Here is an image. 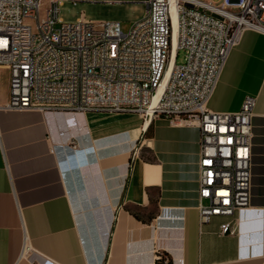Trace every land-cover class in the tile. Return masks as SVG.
<instances>
[{"label": "crops", "instance_id": "1", "mask_svg": "<svg viewBox=\"0 0 264 264\" xmlns=\"http://www.w3.org/2000/svg\"><path fill=\"white\" fill-rule=\"evenodd\" d=\"M248 95L249 209L203 224L196 125L0 108V264H264V33L254 29L232 47L207 107L237 111ZM234 218L236 231L219 234Z\"/></svg>", "mask_w": 264, "mask_h": 264}, {"label": "built area", "instance_id": "2", "mask_svg": "<svg viewBox=\"0 0 264 264\" xmlns=\"http://www.w3.org/2000/svg\"><path fill=\"white\" fill-rule=\"evenodd\" d=\"M64 1L141 2L146 10L124 32L117 21H60ZM212 1L0 0V65L9 71L0 108L131 112L196 125L199 224L249 209L254 97L232 112L207 102L243 31L264 33V0ZM235 231V218L219 225V234Z\"/></svg>", "mask_w": 264, "mask_h": 264}, {"label": "rangeland", "instance_id": "3", "mask_svg": "<svg viewBox=\"0 0 264 264\" xmlns=\"http://www.w3.org/2000/svg\"><path fill=\"white\" fill-rule=\"evenodd\" d=\"M216 6L222 5V0H213ZM146 6L141 2H71L64 1L58 6L57 17L62 22H74L79 18L89 21H117L122 31H127L133 22L142 18ZM184 52L175 50L174 61L182 63ZM7 66L0 65V91L4 88L5 71Z\"/></svg>", "mask_w": 264, "mask_h": 264}, {"label": "trees", "instance_id": "4", "mask_svg": "<svg viewBox=\"0 0 264 264\" xmlns=\"http://www.w3.org/2000/svg\"><path fill=\"white\" fill-rule=\"evenodd\" d=\"M170 263V258H167L166 262H164V255L160 256L155 260V264H168Z\"/></svg>", "mask_w": 264, "mask_h": 264}, {"label": "bare ground", "instance_id": "5", "mask_svg": "<svg viewBox=\"0 0 264 264\" xmlns=\"http://www.w3.org/2000/svg\"><path fill=\"white\" fill-rule=\"evenodd\" d=\"M255 30V29H254ZM257 31V30H256ZM260 32V31H259ZM263 33V32H262ZM175 27H174V35H173V44L175 45ZM173 54H174V50H173Z\"/></svg>", "mask_w": 264, "mask_h": 264}]
</instances>
